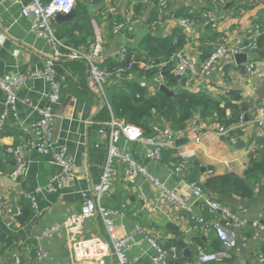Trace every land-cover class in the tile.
<instances>
[{
    "label": "crops",
    "instance_id": "crops-1",
    "mask_svg": "<svg viewBox=\"0 0 264 264\" xmlns=\"http://www.w3.org/2000/svg\"><path fill=\"white\" fill-rule=\"evenodd\" d=\"M30 1L0 0V75L25 74L45 67L51 45L33 28V17L22 14L23 6ZM160 1L114 0L112 4H106L104 0H76L75 14L64 21L54 18L52 25L62 42H75L77 48H86L98 37L101 38L105 43L104 65L105 61H118L123 46L130 50H140L143 42L150 37L164 38L172 35L182 37L184 43L179 50L183 49L187 56L197 62L206 59L221 45L234 46L239 42H255L256 46L250 52L264 51L258 49V40L264 36V0H166L167 5L161 17ZM80 8L83 16L78 22L71 20ZM183 19L187 22L183 23ZM210 19L215 21L211 22ZM117 23H123L124 27L119 33H114L113 27ZM250 63H254L258 70L251 72L247 67ZM139 68L141 71L142 68ZM86 70V84L96 95L93 100L73 95L71 84L80 80L81 72L67 70L64 74L60 72L66 80L58 102L51 103L46 97L52 89L51 80L47 77H33L19 88L16 108L8 111L5 126L0 130V264H14L17 255H20L24 264H89L74 261L69 243L73 235L71 230H64L46 241L50 253L46 260L38 263L34 251V238L45 227L80 211L83 194L99 181L106 161L107 153L99 155L97 152L100 150L96 148L99 143L108 146V139L99 132L101 121H96L104 101L95 83L89 78L88 66ZM138 72L134 71L130 79L140 81L150 95L156 94L161 84L166 85L163 79L165 71L152 79L144 73L139 76ZM182 80L184 84L179 85L181 89L205 93L217 99L231 90H237L241 94L243 114L234 126L240 123L244 125V134L238 143L230 144L225 140L224 132L219 128L214 115L202 117L197 114L187 121L183 130L185 135L174 140V147L166 149L158 162H151L144 156L141 144L127 145L136 158L150 167L152 173L167 180L171 189L183 194L187 186H177L178 178L169 176V162L182 153L190 156L192 166L188 175L194 168L193 163L199 164L196 177L202 183L214 174L235 173L243 176L250 157L264 151V125L260 126L256 122L259 109L264 108V57L238 64L234 55H225L208 74L194 77L187 75ZM167 86L170 89L176 88ZM44 106H51L57 115L54 122L57 143L53 151L48 153L31 148L28 167L21 174L15 156L7 151V147L20 146L22 151H27L29 143H36L35 128L42 118L38 108ZM5 110V94L0 89V116ZM245 114L248 115L247 120H244ZM200 136L201 142L197 141ZM60 144L66 147V154L74 160L78 173L71 185L47 190L44 188L62 169L55 156ZM92 148L95 151L93 161ZM124 168L123 164L117 165L112 177V190L103 198L104 205L123 212L115 217L120 233L124 230L133 232L140 225L147 228L153 237H158L160 243L166 244L177 237L186 245L184 250L190 249L193 256L206 248L197 238L202 237L205 245L210 246L211 231L201 228L189 213L176 212L161 191L145 176L139 174L133 181H128ZM32 198L35 207L31 203ZM9 204L21 213L25 209V213L20 216L7 215L4 205ZM227 204L243 218L264 220V200L258 195V188L254 200H243L236 196ZM199 209L205 217H211L206 207L201 205ZM171 225L177 226L178 235L170 228ZM247 232L250 239L247 248L239 245L232 251L236 264H255L257 253L264 248L262 237L252 230ZM84 234L107 236L99 215L86 222L83 226ZM184 250H173L175 254L171 255L179 256ZM155 252L149 241L135 234V243L128 251V257L143 264H151ZM185 263L192 262L188 260ZM106 264H117L116 259L110 256Z\"/></svg>",
    "mask_w": 264,
    "mask_h": 264
},
{
    "label": "built area",
    "instance_id": "built-area-1",
    "mask_svg": "<svg viewBox=\"0 0 264 264\" xmlns=\"http://www.w3.org/2000/svg\"><path fill=\"white\" fill-rule=\"evenodd\" d=\"M19 1V0H14ZM114 0H104L106 4H112ZM146 2L147 0H140ZM167 5L166 0L159 2V16ZM76 6V0H31L22 8V14L26 17H33V28L39 36L46 38L51 45V52L46 57L45 67L42 69L29 71L25 74L6 73L0 75V89L5 94L6 110L0 116V130L5 126L9 109H15L18 101V90L29 78L47 77L51 80L52 89L46 94L47 99L51 103L58 102L65 88V75L58 73L55 62L60 59H82L88 64L89 78L95 83L100 96L105 104L108 103L106 98V89L108 86L117 83L119 80H125L132 77L124 74L133 64L138 65L142 69L150 70L159 68L160 71L171 66L172 72L183 79L187 75H205L216 68L220 60L225 55H235L242 52H250L255 48V42L243 44L239 42L237 45H221L214 49L206 59L197 62L193 58L186 55L184 50L175 51L169 58L160 62H153L138 58L133 60L127 66L120 65L108 69L102 65L104 58L105 43L101 38H97L86 48H77L62 42L56 36V30L52 25V20L56 18L58 13L68 14ZM113 8V7H112ZM214 22L215 19H210ZM183 23L187 21L182 20ZM124 27L123 23H117L113 27L114 33H119ZM264 31V28L263 30ZM127 47L123 46L118 54V61H125L128 52ZM248 69L253 72L258 70L254 63L248 64ZM42 118L37 123L35 131L37 133L36 143H29L28 150L22 151L20 146H8L7 151L13 154L17 160V169L24 174L28 167L29 154L31 148H36L42 153L53 151L55 143H57L54 133V122L56 113L51 106L38 108ZM256 122L264 125V108L259 109V116ZM243 124H237L224 131L229 135L230 131L242 129ZM236 128V129H235ZM153 134L145 135L144 130L133 123L118 119L112 115L111 119L101 121L99 123V132L108 139V148L106 161L100 174L99 181L92 185L89 191L83 194V203L79 212L68 215L64 220L54 222L38 234L34 238V251L36 261L38 263L50 257L46 241L53 239L56 235L64 230H71L69 243L74 255V261L77 263L89 264H106L107 258L113 256L117 264H143L137 260L128 257V251L133 248L135 243V234H139L149 241L150 245L156 250L155 255L151 257V264H169L168 251L161 245L158 237H153L150 231L140 225L135 227L133 232H119L115 223V217L122 215L123 212L118 208L108 207L103 204V198L108 196L113 187V174L118 164L125 166L124 173L128 181H133L141 174L145 176L153 185L159 189L162 195L168 200L169 204L176 212H187L190 217L203 227L204 230H214L219 238L223 249L218 251H200L198 262L200 264L220 261L231 256L233 250L239 245L247 248L249 243L248 230H254L257 236L264 239V220L261 218L246 219L234 211L230 206L214 199L208 195L200 183L196 181L186 180V174L190 165L189 155H182L169 162V176L177 177V186L185 185L187 190L185 193H178L175 189L168 186V181L151 172L150 167L143 161L135 157L133 152L128 148L129 143H137L143 146V154L151 162H158L162 159L164 151L174 147L173 142L183 137V131H177L169 125L157 123L153 125ZM242 136V135H241ZM240 135H229V143L237 144ZM202 137H197V141L201 142ZM59 150L55 153L56 162L61 166V172L53 177L47 185V190L63 188L73 183L78 169L68 154L64 145L58 146ZM2 203H5L2 201ZM32 205L35 207L34 199H31ZM206 207L211 218H206L199 207ZM4 211L7 215L20 216L21 212L18 208H13L10 204L4 205ZM99 215L106 229L107 236L92 234L90 236L83 235V226L92 217ZM14 264H24L20 255L15 256ZM255 264H264V252L259 251L256 255Z\"/></svg>",
    "mask_w": 264,
    "mask_h": 264
},
{
    "label": "trees",
    "instance_id": "trees-1",
    "mask_svg": "<svg viewBox=\"0 0 264 264\" xmlns=\"http://www.w3.org/2000/svg\"><path fill=\"white\" fill-rule=\"evenodd\" d=\"M83 14L84 13L80 8L77 15L71 20L78 22ZM263 40L264 36L258 40V49L260 50L264 49V44L262 43ZM70 43L72 46L77 47V43L72 41H70ZM183 43L184 41L179 35H172L164 38L150 37L143 42V46L140 50L128 49L125 61H105V65L104 62L102 65L112 70L120 65L127 66L129 63H132L133 60L138 58L160 62L163 59L169 58L175 51L181 49ZM55 66L59 73L61 72L62 74L66 73L67 70L81 72L80 80L71 84V92L73 95L81 98L84 97L88 100H93L96 97L94 92L86 84L85 73L88 64L84 60L60 59L55 62ZM139 69L138 65L133 64L124 75L127 77L134 71L138 72ZM171 70V66L162 70L165 71L163 79L165 80L166 85L173 87L183 85L184 81L176 76ZM159 71V68H153L150 70L142 69L138 74L141 76L144 73L147 77L152 79L162 73V71H160V73ZM180 79L182 81H180ZM106 98L108 103L103 106V109L96 117V121H107L111 119L112 115H114L118 119L140 126L144 130L145 135H152L154 132L153 125L158 122L167 123L166 125H169L173 129L183 131L186 127L187 121L195 117L197 114H200L202 117L214 115L216 121L220 125L219 128L226 131L234 124L238 123L243 114L240 104L241 94L237 90H231L219 99L211 97L205 93H193L188 89H180L177 94L169 95L159 88L156 94L150 95L148 94L147 88L144 87L140 81L129 78L119 80L117 83L108 86L106 89ZM228 111L230 113H228ZM235 134L241 136L244 134V131L239 128L230 131L229 135ZM229 135L224 134V138L228 142ZM96 148L97 151L100 150L97 153L102 155V153H107L108 146L99 143L96 145ZM94 152L95 151L92 148V161L95 159ZM190 165L192 166L191 163ZM190 165L187 170L186 179L200 183L208 195L226 205H228L227 203L231 198L236 196L243 200H254L256 188H258V195L264 200V151H260L259 154L250 157L246 172L243 176H239L235 173L214 174L201 183L196 177V174L200 169L199 164L194 162V168L188 175L191 167ZM24 213L25 209L22 211L21 215ZM206 218L210 219L211 217L208 216ZM23 221H25V219ZM170 228L178 235L179 231L176 225H171ZM210 231L211 244L209 247H207L202 241V237L197 238L198 242L206 247L203 251L210 252L222 250V244L215 234V231ZM161 245L168 251L169 264H186L185 262L188 260L192 262L191 264L198 262L200 251L196 252V256L194 255L195 257L193 255L187 256L183 253H180L181 255L179 254V256L171 255L173 250L180 252L186 247V245L177 237L175 239H170L166 244L161 243ZM261 251L264 252V248ZM202 264L236 263L231 253V256L228 258Z\"/></svg>",
    "mask_w": 264,
    "mask_h": 264
},
{
    "label": "water",
    "instance_id": "water-1",
    "mask_svg": "<svg viewBox=\"0 0 264 264\" xmlns=\"http://www.w3.org/2000/svg\"><path fill=\"white\" fill-rule=\"evenodd\" d=\"M75 10L76 9L74 8L72 10V12H70L68 14L58 13L56 16V19L58 21H64V20L70 19L75 14ZM262 57H264V51H256V52H250V53H239V54L234 55V59L238 64H242V63L248 62V61L258 60ZM160 89L169 95H175L179 92L181 87L178 86L175 89H170L167 85L161 84ZM104 105H106L105 102H104ZM247 119H248V115L245 114L244 120H247ZM234 148H236V146ZM182 253L184 255L191 256L190 249H185ZM172 254H175V253H172ZM176 254H178V253H176Z\"/></svg>",
    "mask_w": 264,
    "mask_h": 264
}]
</instances>
